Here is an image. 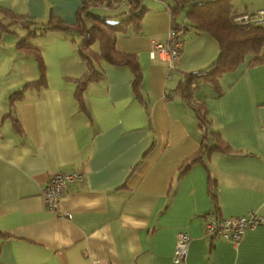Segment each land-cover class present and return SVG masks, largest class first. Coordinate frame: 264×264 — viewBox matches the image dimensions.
Masks as SVG:
<instances>
[{"label": "crops", "instance_id": "1", "mask_svg": "<svg viewBox=\"0 0 264 264\" xmlns=\"http://www.w3.org/2000/svg\"><path fill=\"white\" fill-rule=\"evenodd\" d=\"M84 1L92 0H0V8L40 22L56 16L72 24ZM171 2L140 0V31L116 34V50L138 61L140 94L133 91L127 67L102 62L103 76L83 93L84 110L73 96L86 71L77 39L57 29L33 36L45 83L23 88L39 77L36 59L16 49L28 29L10 24L0 10L7 25L0 26L1 262L264 264V224L235 244L210 238L203 229L207 211L264 217V63L250 65L247 55L215 87L193 91L208 130L230 149L206 150L195 109L175 89L185 73L207 67L218 46L206 32L190 30L170 69L152 41L167 44ZM232 2L241 12L264 7V0ZM89 10L118 20L127 15L128 4H90ZM176 19L186 21L184 12ZM217 139L210 135L206 146ZM198 153V161L180 175L183 161ZM72 171L82 174L81 181L68 183L57 207L50 208L42 194L48 178ZM180 232L189 242L185 258L176 263Z\"/></svg>", "mask_w": 264, "mask_h": 264}, {"label": "trees", "instance_id": "2", "mask_svg": "<svg viewBox=\"0 0 264 264\" xmlns=\"http://www.w3.org/2000/svg\"><path fill=\"white\" fill-rule=\"evenodd\" d=\"M168 4L171 18V28L174 34L181 36L182 27L188 30L206 32L215 39L218 46L216 58L205 68L185 73L178 83L175 92L180 94L188 104L192 105L197 114L200 127L203 130V143L206 150L227 152L230 150L223 142L217 139L216 132L208 130V121L205 117L204 107L195 104L193 91L202 85L209 84L215 87L217 78L226 71L235 69L242 63L247 55H252L249 64L264 63V26L262 24L242 25L233 20L235 13H239L232 0H172ZM113 0H95L90 4L111 6L117 4ZM88 1L80 7L74 23L65 24L56 16H50L46 21L40 22L28 16L14 14L0 8L5 18L12 23H20L28 29L27 34L16 42L18 52L33 56L38 64L39 77L34 82L27 83L23 88L36 87L45 83L44 64L39 54V48L33 45L31 38L36 34H45L47 31L57 29L77 39V50L86 63L85 73L76 80L73 92L74 99L80 110L85 109L83 93L89 83L97 81L103 76L102 62L117 67H127L131 72V83L135 94H140L138 84L141 76L140 66L135 55L116 50L114 41L117 32L130 30L140 31L143 8L140 0H132L128 4L127 15L118 20L100 16L89 10ZM125 4V3H124ZM184 12L186 21H177V16ZM3 19V18H2ZM2 30H7V25L2 24ZM186 39V38H185ZM184 39V40H185ZM35 85V86H34ZM37 88V87H36ZM23 89L18 91L23 94ZM17 93L11 95V99ZM12 102V101H11ZM13 115V107H11ZM217 139L216 143L206 146L209 136ZM205 150V151H206ZM202 152V151H201ZM199 153L183 161L180 166V175L183 174L194 162L198 161Z\"/></svg>", "mask_w": 264, "mask_h": 264}, {"label": "built area", "instance_id": "3", "mask_svg": "<svg viewBox=\"0 0 264 264\" xmlns=\"http://www.w3.org/2000/svg\"><path fill=\"white\" fill-rule=\"evenodd\" d=\"M119 3L129 4L132 0H113ZM233 20L242 25L264 23V7L253 12L235 13ZM188 34V30L182 27L181 36L177 37L170 27L168 31L167 44L163 45L159 41H152L153 51L162 53L164 58L168 60L170 69H173V63L178 58L182 48L184 39ZM153 51L151 55L153 56ZM82 174L79 171L72 172H56L48 178L42 194L52 209L57 207V200L67 190L68 183L73 181H81ZM204 218V234L210 238H221L232 243H238L245 232L264 224V217L257 212L250 211L241 216L219 217L211 211L203 214ZM189 235L186 232H180L177 235L175 252L173 255L174 262H181L187 253ZM0 264H6L0 261Z\"/></svg>", "mask_w": 264, "mask_h": 264}]
</instances>
